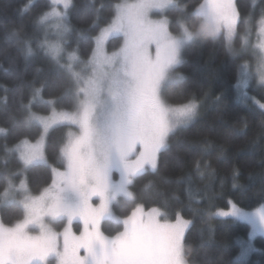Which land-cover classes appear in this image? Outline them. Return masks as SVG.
Instances as JSON below:
<instances>
[{
	"label": "snow or ice",
	"instance_id": "1",
	"mask_svg": "<svg viewBox=\"0 0 264 264\" xmlns=\"http://www.w3.org/2000/svg\"><path fill=\"white\" fill-rule=\"evenodd\" d=\"M74 7V0H51L38 19L44 35L36 48L58 69L64 94L45 100L43 86H33L25 102L17 90L23 127L3 151L5 168L9 154L21 167L0 172V204L18 207L20 215L8 223L0 219V264H191L185 243L191 221L180 212L170 217L159 207L146 209L132 189L137 179L157 172L170 134L196 116L195 102L173 105L165 98L169 87L183 81L177 68L184 48L197 38L223 35L231 50L238 25L247 29L250 20H241L234 0H197L191 9L181 0H115L102 25L103 5L93 7L83 58L79 46L69 48L70 34L83 36L70 23ZM170 13H176L174 22ZM257 36L255 71L241 64L234 87L264 115V103L248 94L253 81L264 88V13ZM22 41L25 57L35 55L32 40ZM112 41L118 43L110 49ZM37 102L46 114L35 111ZM34 127L33 139L25 133ZM55 128L66 132L52 162L47 149ZM8 132L0 127L5 138ZM35 167L49 176L33 193L27 172ZM238 176L235 171L234 181ZM121 204H130V211L117 214ZM214 214L250 225L245 253L257 235L264 236V200L252 211L229 201L228 210Z\"/></svg>",
	"mask_w": 264,
	"mask_h": 264
},
{
	"label": "trees",
	"instance_id": "2",
	"mask_svg": "<svg viewBox=\"0 0 264 264\" xmlns=\"http://www.w3.org/2000/svg\"><path fill=\"white\" fill-rule=\"evenodd\" d=\"M113 2L115 0H74L70 23L74 29L83 30V36L78 38L75 31L70 34V49L79 46L80 55L86 58L89 37L93 34L90 29L92 9L103 5L99 12L102 25L110 15ZM181 2L191 9L197 0ZM234 2L241 20H250L249 27L238 25L231 50L223 35L187 45L183 62L177 68L183 81L169 87L165 98L168 103L177 105L198 101L199 113L170 134L167 148L159 155L157 172L137 179L132 189L146 209L159 207L170 217L180 212L191 221L185 239L190 246L191 264H264V237H256L253 251L248 258H242L240 254L248 243L250 225L214 214L228 210L229 201L252 211L264 200V115L257 103L246 100L234 87L240 65L257 63L253 46L258 40L264 0ZM50 3V0H0V127L9 129L6 138L0 134V172H14L21 167L16 156L9 154L5 168L3 151L5 144L11 146L15 142L18 130L23 127L24 111L17 90L22 89L25 102L33 86H43L45 100L59 98L65 91L66 84L58 75V69L36 48L37 40L42 38L38 19L49 10ZM169 18L174 22L176 13H170ZM24 37L32 40L35 51V55L27 58ZM247 39L250 45H246ZM248 94L254 101L264 103V88H259L254 81ZM35 111L46 114L47 108L37 102ZM65 132V128H55L49 134L47 154L52 162ZM25 134L34 139L36 128ZM235 171L239 176L234 181ZM48 176V171L41 167L29 169L27 181L31 191L35 193L43 186ZM20 178H16L17 183ZM148 182L151 186L144 189ZM234 183L242 188L234 187ZM3 187L4 182L0 180V191ZM130 209V204H121L115 211L123 215ZM19 215L18 207L0 206V217L5 223ZM103 229L107 233L108 225H103Z\"/></svg>",
	"mask_w": 264,
	"mask_h": 264
},
{
	"label": "rangeland",
	"instance_id": "3",
	"mask_svg": "<svg viewBox=\"0 0 264 264\" xmlns=\"http://www.w3.org/2000/svg\"><path fill=\"white\" fill-rule=\"evenodd\" d=\"M51 1V0H50ZM170 19V18H169ZM39 29L42 31V29H41V27L39 26ZM43 35H44V32L42 31V37H43ZM40 37H41V34H40ZM204 38H197L196 40H194V41H200V40H203ZM193 41V42H194ZM247 41V43H246V45H250L249 43H250V40L249 39H247L246 40ZM260 41L259 40H257V42L254 44V46L253 47H255L256 48V52L258 53L259 52V49L257 48V45H258V43H259ZM117 43H118V41H114V43L112 44V47H110V44H109V48L111 49V48H113V47H115L116 45H117ZM187 47V46H186ZM185 47V48H186ZM185 48H184V50H185ZM184 50H183V52H182V60H183V53H184ZM243 64H248V65H250L251 67H252V70L253 71H255V67H256V64L255 65H252V63H249V62H245V63H243ZM178 72V71H177ZM179 74H181L180 72H178ZM182 75V74H181ZM183 76V75H182ZM191 101H193V102H195L197 105H198V109H197V113H196V116H197V114L199 113V110H200V103L198 102V101H195V100H191ZM170 104V103H169ZM173 105H177V104H173ZM43 115V114H42ZM195 116V117H196ZM194 117V118H195ZM193 118V119H194ZM189 123V122H188ZM187 123V124H188ZM184 126V125H183ZM181 127V126H180ZM179 128V127H178ZM2 204H0V206H1ZM226 211V210H225ZM0 219H1V217H0ZM76 224L74 223V225H73V231L74 232H78L77 230H76V227L77 226H75ZM57 227V229L58 230H60L61 228H59L58 226H56ZM258 236H260V235H257L256 237H258ZM255 237V238H256ZM264 237V236H263ZM255 240V239H254ZM254 240H252V242H251V250H249V251H247L246 253L242 250V252H241V254H240V256L242 257V258H248L249 257V255L251 254V252L253 251V241Z\"/></svg>",
	"mask_w": 264,
	"mask_h": 264
}]
</instances>
